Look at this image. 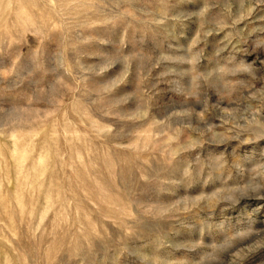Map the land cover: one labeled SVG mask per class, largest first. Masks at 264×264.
I'll list each match as a JSON object with an SVG mask.
<instances>
[{"label":"rangeland","instance_id":"rangeland-1","mask_svg":"<svg viewBox=\"0 0 264 264\" xmlns=\"http://www.w3.org/2000/svg\"><path fill=\"white\" fill-rule=\"evenodd\" d=\"M0 264H264V0H0Z\"/></svg>","mask_w":264,"mask_h":264}]
</instances>
